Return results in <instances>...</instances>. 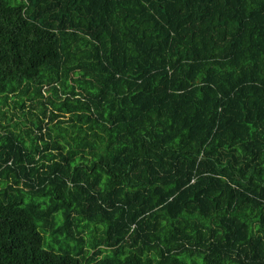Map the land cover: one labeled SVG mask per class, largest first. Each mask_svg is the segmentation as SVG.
I'll list each match as a JSON object with an SVG mask.
<instances>
[{
	"label": "trees",
	"instance_id": "16d2710c",
	"mask_svg": "<svg viewBox=\"0 0 264 264\" xmlns=\"http://www.w3.org/2000/svg\"><path fill=\"white\" fill-rule=\"evenodd\" d=\"M0 264H264V0H0Z\"/></svg>",
	"mask_w": 264,
	"mask_h": 264
},
{
	"label": "rangeland",
	"instance_id": "374dc122",
	"mask_svg": "<svg viewBox=\"0 0 264 264\" xmlns=\"http://www.w3.org/2000/svg\"><path fill=\"white\" fill-rule=\"evenodd\" d=\"M61 91H62V88H61ZM61 91H59L57 93L54 91L52 94L53 95H60ZM17 113H20V110H17ZM8 115H11V114L8 112ZM15 122H18V124L15 125ZM3 123H5V120L3 121ZM26 126H28V125L24 126L21 123V121H19L18 118L16 116H14V115L12 117V120L9 122V127L12 128V129H15L16 131H19V132H21L22 129H25Z\"/></svg>",
	"mask_w": 264,
	"mask_h": 264
}]
</instances>
